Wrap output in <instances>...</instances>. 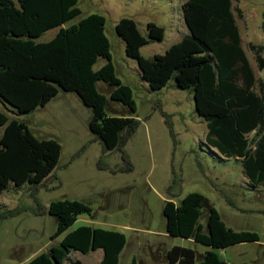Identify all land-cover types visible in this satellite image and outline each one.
<instances>
[{
	"label": "trees",
	"instance_id": "trees-1",
	"mask_svg": "<svg viewBox=\"0 0 264 264\" xmlns=\"http://www.w3.org/2000/svg\"><path fill=\"white\" fill-rule=\"evenodd\" d=\"M181 1L189 34L165 54L152 59L141 54L144 46L165 37L164 28L155 23L147 25L144 36L132 19L123 18L116 25L117 34L124 39L127 56L136 60L142 79L152 91H160L175 80L177 88L192 92L196 112L208 128L204 144L221 159L241 161L249 188L259 190L264 187V83L257 80L243 48L233 0ZM78 3L0 0V99L19 116L45 107L60 92L77 94L93 111L89 129L101 143L103 154L120 151L132 171L124 148L141 123L136 117L134 90L117 75L104 16L91 14L63 27L81 14ZM58 27L60 31L50 41H36ZM252 48L259 68L264 69V48ZM100 58L107 63L96 71L94 66ZM99 82L108 86L109 98L99 90ZM258 85L262 94L257 91ZM110 101L121 104L124 112L109 116ZM0 128V196L26 184L36 194L55 175L61 144L37 138L25 121L11 118L1 109ZM41 213L55 217V240L80 216L92 215L93 209L82 201L64 199L37 212ZM16 214L17 210H11L0 218ZM163 215L168 235L211 248L198 256L194 249L174 246L165 252V264H197L198 260L199 264H230L216 251L261 241L257 232L228 227L211 200L201 193H189L179 204L166 201ZM203 217L206 224L201 223ZM127 244L126 235L119 231L81 226L27 264H83L71 255H87L99 249L104 252L100 264H120ZM131 264L139 263L133 258Z\"/></svg>",
	"mask_w": 264,
	"mask_h": 264
},
{
	"label": "rangeland",
	"instance_id": "rangeland-1",
	"mask_svg": "<svg viewBox=\"0 0 264 264\" xmlns=\"http://www.w3.org/2000/svg\"><path fill=\"white\" fill-rule=\"evenodd\" d=\"M182 3L181 0H79L81 14L63 25L70 27L91 14L106 18V35L111 42L117 75L134 90L136 116L141 122L124 148L132 171L127 169L120 151L104 155L99 141L87 140L90 132L87 118L93 117V111L81 106L75 93L61 92L44 109L19 116L0 99V109L11 118L25 121L37 138L53 139L62 146L55 175L36 194L26 184L0 196V214L17 210L15 216L0 218V264H27L81 226L124 233L128 246L120 256V264H130L133 258L142 264H165V252L174 246L191 248L198 256L203 255L208 248L205 245L168 235L163 215L166 201L179 204L194 192L208 197L232 229L253 231L261 236L260 243L235 246L227 251L228 256L237 255V261L247 264L261 259L264 264V187L250 189L241 161L221 159L204 144L208 128L196 112L191 91L177 88L175 80L160 91L143 88L136 73L137 62L127 56L125 41L116 31L123 18L132 19L144 36L147 25L155 23L164 28L165 37L161 42L144 46L141 54L149 59L165 54L189 34ZM233 7L243 48L257 80L264 83V69L259 68L252 48H264V0H233ZM60 29H51L36 41H50ZM261 55L264 57V49ZM106 63V59L100 58L94 70ZM98 88L109 98V88L104 82H99ZM257 91L262 94L260 85ZM123 112H116L110 101L109 116ZM2 133L0 128V137ZM64 199L82 201L91 206L93 213L79 217L67 232L52 240L57 231L55 217L37 212L47 209L53 201ZM201 223L206 224V217ZM101 256L99 250L83 256L82 261L100 264Z\"/></svg>",
	"mask_w": 264,
	"mask_h": 264
},
{
	"label": "crops",
	"instance_id": "crops-1",
	"mask_svg": "<svg viewBox=\"0 0 264 264\" xmlns=\"http://www.w3.org/2000/svg\"><path fill=\"white\" fill-rule=\"evenodd\" d=\"M136 73H137V75H138V77H139V79H140V82L142 83V86H143V88L145 89V90H150V91H152L151 90V88L149 87V84L147 83V82H145L143 79H142V77H141V74H140V71H139V68L137 69L136 68ZM161 90H163V89H161ZM108 92H109V89H108ZM61 93V92H60ZM59 93V94H60ZM59 94L54 98V99H56V98H58V96H59ZM76 100L80 103V105L81 106H83V107H87V106H85L84 105V103H83V101L80 99V97L76 94ZM54 99H52L48 104H47V106L54 100ZM46 107V106H45ZM45 107H42V108H39V109H37L36 111H38V110H40V109H44ZM113 109L116 111V112H118V113H120V112H122V111H124V108H123V106L121 105V104H119V103H114L113 102ZM36 111H34V112H36ZM138 119H139V117L138 116H136ZM92 118V117H91ZM91 118L90 117H88L87 118V125L89 126V124H90V121H91ZM89 136H88V138H87V140H90L91 142L92 141H98L96 138H95V136L92 134V132L90 131L89 132V134H88ZM204 143H206V142H204ZM81 145H79V147H80ZM107 155V154H106ZM77 156L78 157H80V155L79 154H77ZM54 175V174H53ZM52 175V176H53ZM83 216V215H82ZM81 217V216H80ZM222 217V216H221ZM223 219V218H222ZM226 224H227V226L228 227H230V228H232L229 224H228V222L227 221H224ZM95 228V227H94ZM189 240H192V239H189ZM194 241V240H193ZM261 242V241H260ZM260 242H256V243H260ZM52 245H54V244H51V245H49V247H47V249H46V251L52 246ZM241 245V244H240ZM127 246H128V244H127ZM126 246V247H127ZM236 246H238V245H236ZM233 247H235V246H233ZM233 247H230V248H227V249H223V250H217L216 252L220 255V257L222 258V259H224V260H226L227 262H229L230 264H247L245 261L244 262H242L241 260L240 261H237L236 260V257H237V255H230V256H228V250L229 249H231V248H233ZM99 250H101V249H99ZM99 250H97V251H93V252H91V253H89V254H87V255H90V254H92V253H95V252H98ZM209 250H211V248H207V250H206V252L207 251H209ZM45 251V252H46ZM102 251V256H101V259H100V261H99V263H101V261H102V259H103V256H104V252H103V250H101ZM124 251V250H123ZM123 253V252H122ZM121 253V254H122ZM83 256H85L84 254H82V253H80V252H75V253H73L72 255H71V258H73V259H79V260H83ZM121 256V255H120ZM36 257V256H35ZM133 260V259H132ZM164 260H165V258H164ZM132 262V261H131ZM82 263L84 264V262L82 261ZM165 263V262H164ZM252 263L253 264H262V261H261V259L258 261H252ZM65 264H70V262H65ZM131 264V263H130ZM139 264H142V263H139Z\"/></svg>",
	"mask_w": 264,
	"mask_h": 264
}]
</instances>
